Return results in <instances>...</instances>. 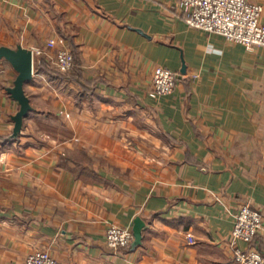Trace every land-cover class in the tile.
<instances>
[{"label": "crops", "instance_id": "0c3cea01", "mask_svg": "<svg viewBox=\"0 0 264 264\" xmlns=\"http://www.w3.org/2000/svg\"><path fill=\"white\" fill-rule=\"evenodd\" d=\"M0 46L34 51L17 137L19 72L0 58V136H12L0 264L35 250L66 264H238L236 212L264 213V45L189 26L181 0H0ZM65 46L69 76L55 64ZM158 66L178 80L153 98ZM138 216L142 244L110 247L109 226L133 230ZM253 246L264 252V228Z\"/></svg>", "mask_w": 264, "mask_h": 264}, {"label": "built area", "instance_id": "2783aa9c", "mask_svg": "<svg viewBox=\"0 0 264 264\" xmlns=\"http://www.w3.org/2000/svg\"><path fill=\"white\" fill-rule=\"evenodd\" d=\"M186 22L195 28L225 36L228 40L242 43L248 48L264 45V6L251 0H181ZM49 47H56L57 40L50 39ZM55 64L61 72H71L76 66L74 53L68 47H59ZM196 77V74L194 75ZM178 73L158 66L153 75L149 95L158 98L172 93ZM264 228V213L251 203H244L235 214L232 230L234 259L238 264H264V254L252 245L254 238ZM134 231L116 224L107 229L106 242L110 247L129 246L134 240ZM249 245L241 247L238 241ZM24 264H66L47 250H35L28 254Z\"/></svg>", "mask_w": 264, "mask_h": 264}, {"label": "water", "instance_id": "95a60500", "mask_svg": "<svg viewBox=\"0 0 264 264\" xmlns=\"http://www.w3.org/2000/svg\"><path fill=\"white\" fill-rule=\"evenodd\" d=\"M5 57L12 62L19 74L14 82V86L9 88V92L20 102V110L13 116L15 126L13 137H17L22 129L25 118L29 115L33 106L29 96L25 92V83L34 75V51L32 49L19 46L13 49L7 46H0V58ZM185 71V69H183ZM146 222L143 218L137 217L134 224V240L132 246L136 247L143 242V230Z\"/></svg>", "mask_w": 264, "mask_h": 264}, {"label": "trees", "instance_id": "16d2710c", "mask_svg": "<svg viewBox=\"0 0 264 264\" xmlns=\"http://www.w3.org/2000/svg\"><path fill=\"white\" fill-rule=\"evenodd\" d=\"M75 59H76V56H75ZM76 62H77V59H76ZM60 71V70H59ZM60 74H64L65 76H69L70 75V72H61L60 71ZM12 136L11 135H8V136H0V142H5V141H8V140H11ZM258 235L254 238L253 242H252V245H256V239H257ZM264 254V252H263Z\"/></svg>", "mask_w": 264, "mask_h": 264}, {"label": "rangeland", "instance_id": "374dc122", "mask_svg": "<svg viewBox=\"0 0 264 264\" xmlns=\"http://www.w3.org/2000/svg\"><path fill=\"white\" fill-rule=\"evenodd\" d=\"M190 26V25H189Z\"/></svg>", "mask_w": 264, "mask_h": 264}]
</instances>
